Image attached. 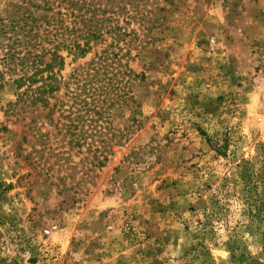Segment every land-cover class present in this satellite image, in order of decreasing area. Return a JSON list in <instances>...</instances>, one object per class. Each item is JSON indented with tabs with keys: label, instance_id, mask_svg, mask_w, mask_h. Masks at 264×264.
Returning <instances> with one entry per match:
<instances>
[{
	"label": "rangeland",
	"instance_id": "374dc122",
	"mask_svg": "<svg viewBox=\"0 0 264 264\" xmlns=\"http://www.w3.org/2000/svg\"><path fill=\"white\" fill-rule=\"evenodd\" d=\"M53 51L48 115L7 54ZM0 264H264V0H0Z\"/></svg>",
	"mask_w": 264,
	"mask_h": 264
},
{
	"label": "trees",
	"instance_id": "16d2710c",
	"mask_svg": "<svg viewBox=\"0 0 264 264\" xmlns=\"http://www.w3.org/2000/svg\"><path fill=\"white\" fill-rule=\"evenodd\" d=\"M89 36L92 37L93 35L89 33ZM84 46L87 47V44ZM85 47L80 49L77 46V49L81 54H84L85 50L88 49H85ZM49 55L50 58L47 62H43L37 57L29 62L28 57L25 55L20 57L14 53L7 54L9 71L13 72L16 66H20L19 75L12 79L13 85L18 90L20 101L24 104H40L43 108L49 110L48 115L52 111V108H48V100L51 99L61 83V78L57 76L55 69H60L63 63L62 58L55 51L49 53ZM29 70L32 72L28 73ZM78 82L76 81V86L70 93L71 104L63 110V112H67L64 118L68 119L71 125L74 123L83 124L87 120L93 122L94 116L100 118L103 112L102 104L106 102L105 95L99 89L101 79L97 77V72H94L93 75H86L80 86ZM62 84L64 86L68 85L67 82ZM76 106L77 108L73 111L72 109Z\"/></svg>",
	"mask_w": 264,
	"mask_h": 264
}]
</instances>
